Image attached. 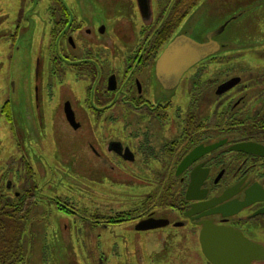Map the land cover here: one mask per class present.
<instances>
[{
  "label": "rangeland",
  "instance_id": "1",
  "mask_svg": "<svg viewBox=\"0 0 264 264\" xmlns=\"http://www.w3.org/2000/svg\"><path fill=\"white\" fill-rule=\"evenodd\" d=\"M63 1L85 23H95L98 15L106 23L104 40L118 44L111 30L113 18L106 19L114 15L113 8L125 10L128 0H104L103 4V0ZM50 5H54V0H0V106L6 101L11 104L8 118L0 115L1 206L10 201V206L20 209L19 199L13 197V193L25 194L24 187L29 185H33L35 195L34 201L29 202L32 206L23 207L24 211L30 208L29 214L19 217L24 232L19 244L24 246V251L20 257L16 251L12 257H19L15 264L19 260H24L25 264H206L196 247V239L175 233L180 230L171 228L172 231H140L136 234L128 224L104 226V221L116 219V214L123 210L148 211L144 199L147 194L157 193V183L153 175L144 171L135 175L129 165L124 168L120 158L105 153L107 141L116 139L130 146L135 134L143 136V127L129 128L131 113L116 110L115 106L102 111L99 117L92 116L83 100L87 88L91 87V103L98 104L94 97L97 77L91 81L85 77L77 78L78 71L70 64L64 65L60 81L50 71L52 56L61 58L64 54L59 52V45L50 43L53 28L47 10ZM125 18L127 16L122 13L120 19ZM222 26L223 31L215 37L222 49L214 55L226 58L203 68L200 71L202 79L206 82L234 74L259 76L258 72H264V0H194L179 32L202 42ZM137 31L132 20L127 29L131 37L120 40L126 47L105 48L103 53L124 55L131 52ZM79 44L76 39L77 48ZM72 55L80 57L82 54ZM121 59H117L118 65ZM122 70L117 68L119 80ZM193 77H196L194 70L189 76L182 77L168 96L161 99L155 75L150 74L149 91L154 101L173 104L161 130L150 125L151 133L157 132L160 142L168 129L172 133L178 128L174 110L188 109L189 93L195 86ZM96 89L98 93L99 81ZM65 98L73 99L79 113L82 126L77 133L64 125L57 111ZM25 108L35 109L30 121L24 120ZM201 112L208 116L213 110L205 108ZM108 114H114L115 119H107ZM141 119L138 116L134 121L144 125L145 122H138ZM87 142L103 157L91 154ZM27 163L34 175L29 173ZM7 183L15 187L9 190ZM68 203L75 205V216L59 212V208ZM164 207L158 204L152 209ZM249 234L264 243V232ZM174 252L188 254L178 258Z\"/></svg>",
  "mask_w": 264,
  "mask_h": 264
},
{
  "label": "flooded vegetation",
  "instance_id": "2",
  "mask_svg": "<svg viewBox=\"0 0 264 264\" xmlns=\"http://www.w3.org/2000/svg\"><path fill=\"white\" fill-rule=\"evenodd\" d=\"M57 1L54 0V5L47 8L53 24L50 43L59 45V52L64 54L61 58L55 54L52 56L50 71L60 81L65 71L64 65L70 64L71 68L78 71L77 78L85 77L91 81L97 77L100 91L96 93V82L94 97L97 98L98 104L91 103V87L87 88L83 100L92 116L99 117L102 111L105 112L115 106L116 110L123 109L131 113L129 128L143 127V136L135 134L130 146L116 139L107 141L105 153L120 158L124 168L126 164L129 165L128 168L135 175L139 171L153 175L157 183L155 189L157 193L147 194L144 199L148 211L123 210L116 214V219L109 218L104 221V226L128 224L136 234L140 231H161L171 228L180 230L182 233L180 231L175 233L196 239V247L206 264L212 263L204 256L199 242L203 222L236 230L264 248V243L249 234L264 232V213H258L264 209V200H261L264 198V72H258L259 76H251L252 73L247 76L234 74L222 80L215 78L205 82L200 71L208 65H215L218 61L224 60L226 56L216 57L215 54L196 63L192 70L183 75L185 78L193 70L196 74V77H193L195 86L192 93H189L188 109L174 110L178 128L172 133H169L168 129L160 142L157 139L159 134L157 132L152 134L150 125H156L157 131L161 130V126L168 120V111L173 104L168 101H154L149 91L150 74L155 75V63L160 52L180 33L194 0H128L129 5L125 10L113 8L114 15L107 16L106 20L113 18L111 30L118 42L115 45L104 40L106 23L104 24L98 15L95 23L92 24L90 21L85 23L76 17L63 0H59V3ZM101 3L103 4L104 0ZM122 13L127 18L120 19ZM132 20L138 31L136 37L134 36L131 52L124 55H105L103 53L105 48L126 47L120 40L121 37L123 40L131 37L127 29L131 26ZM55 36L60 37L57 39ZM76 39L80 43L78 48ZM213 40L218 42L216 38ZM76 52L82 55L80 57L72 55ZM119 58L122 59L118 65ZM118 67L123 69L120 80ZM37 70L39 72V65ZM229 71L227 73H230ZM38 72L36 71V74ZM52 73L49 72L51 78ZM155 79L160 98L164 99L173 89L171 91L164 89L156 75ZM102 102L107 104L103 105ZM8 104L6 101L0 106V115L4 118L9 117L6 109ZM8 107L11 109V104ZM205 108H212L213 113L204 116L201 111ZM57 111L64 125L72 132L77 133L81 129L82 122L78 119L79 113L73 99L65 98L57 107ZM24 112L26 114L24 120L30 121L35 109L25 108ZM138 116L142 117L138 122L143 121L144 125H138L134 121ZM105 117L115 119L114 114ZM134 131L137 132L136 129ZM81 139L83 140V137ZM215 144L218 146L214 149L208 152L203 150ZM90 152L97 158L103 157V154L92 146ZM27 168L29 173L34 175L29 163ZM7 184L9 190L15 187L12 183ZM30 186L24 187L25 194L18 196V193H13V197L19 199L20 209L4 204V208L10 209L16 220H22L19 217L23 215L18 212L24 213L23 207L32 206L29 202L35 199L33 185ZM37 188L36 186V190ZM8 202L10 204V201ZM0 203L2 205L3 202ZM158 204L165 207L153 210L152 207ZM74 207V204L68 203L60 207L59 212L75 216L77 211L73 209ZM148 220H158V224L162 226L137 230L138 224ZM141 226L140 224L139 227ZM22 234L24 235V232H20L19 240ZM19 240L14 247L16 250L13 251H17L20 257L24 246L19 244ZM174 254L180 258L188 253ZM18 258L11 260V264H15ZM18 264L25 262L19 260Z\"/></svg>",
  "mask_w": 264,
  "mask_h": 264
},
{
  "label": "water",
  "instance_id": "3",
  "mask_svg": "<svg viewBox=\"0 0 264 264\" xmlns=\"http://www.w3.org/2000/svg\"><path fill=\"white\" fill-rule=\"evenodd\" d=\"M223 29L224 26L211 32L202 42L194 41L182 31L178 33L167 44L155 63V75L163 88L171 91L179 84L182 76L196 63L217 54L222 45L213 38L219 35ZM217 146L218 144H215L203 150L208 152ZM258 213H264V209ZM158 223V220H148L141 222L142 226L139 227L140 224H138L136 228L137 230L155 229L162 226ZM199 242L204 256L212 264H251L254 261H264L262 246L225 226L203 222Z\"/></svg>",
  "mask_w": 264,
  "mask_h": 264
},
{
  "label": "trees",
  "instance_id": "4",
  "mask_svg": "<svg viewBox=\"0 0 264 264\" xmlns=\"http://www.w3.org/2000/svg\"><path fill=\"white\" fill-rule=\"evenodd\" d=\"M8 109V105H6ZM22 200V199H21ZM6 206H10L9 202H6ZM10 209L4 208L0 205V264H11L12 257L15 255V249L19 235L22 230V225L20 221L16 220L12 215ZM23 214L27 215L26 212ZM1 236L2 234H5ZM7 249V250H6ZM16 250V249H15Z\"/></svg>",
  "mask_w": 264,
  "mask_h": 264
}]
</instances>
